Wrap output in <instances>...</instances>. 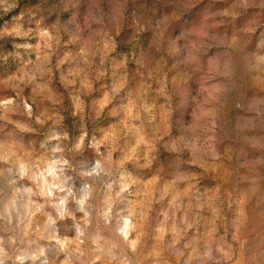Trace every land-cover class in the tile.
Listing matches in <instances>:
<instances>
[{
  "label": "clouds",
  "instance_id": "1",
  "mask_svg": "<svg viewBox=\"0 0 264 264\" xmlns=\"http://www.w3.org/2000/svg\"><path fill=\"white\" fill-rule=\"evenodd\" d=\"M0 264H264V0H0Z\"/></svg>",
  "mask_w": 264,
  "mask_h": 264
}]
</instances>
